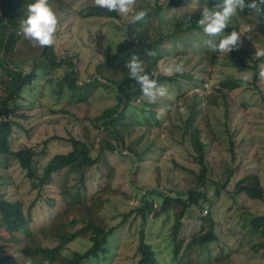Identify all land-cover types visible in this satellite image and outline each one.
<instances>
[{
	"label": "rangeland",
	"instance_id": "rangeland-1",
	"mask_svg": "<svg viewBox=\"0 0 264 264\" xmlns=\"http://www.w3.org/2000/svg\"><path fill=\"white\" fill-rule=\"evenodd\" d=\"M166 1L158 0L160 4ZM2 2L0 0V5ZM34 2L21 0L8 11L7 18L14 22L26 19L28 5ZM50 3L60 20L53 44L55 51L59 50V56L78 53L75 58L79 79L77 85L82 83L83 86L82 89H74L68 83V90L69 87L73 90L69 93L57 89L56 82L61 81L59 77L64 71L58 69L53 76L40 73L31 85L32 89L30 86L24 89L23 96L18 99L20 113L25 116L17 118L19 125H14L7 153L0 152V196L21 204L25 215L29 216L27 228L32 235L26 239L28 229L26 232H8L0 211V255L9 256L14 264H37L32 263V259L42 258L34 247H50L40 228H47L56 214L64 212L60 223L71 218L78 220L67 224L66 227L72 231L82 228L83 219H90L95 225L115 227L114 236L107 245L108 250L83 264H137L140 219L131 222L132 213L124 224L120 225V221L124 214L140 205L141 194L146 191L143 188L150 189L145 187L147 185L155 187L157 178L160 185L169 188L186 191L197 187L194 173L200 167L195 162L192 145L187 136L181 138V130L175 127L194 114L204 144L208 180L198 186L203 197L199 198L198 204H192L187 209L175 228L177 232L174 226L179 206L150 217L145 224L144 240L154 252L155 264H264L263 237L260 233H253L248 223L252 217L264 215V198L249 196L238 186L239 180L254 175L259 178L264 197V77L260 75L264 62L258 63L255 81L254 71L250 68V59L259 57L255 56L256 51H264V37L250 34L246 21L239 18L240 26L236 31L244 35L239 50L229 54L218 53L214 64L207 66L205 62L206 65L202 67L197 63L199 50H193L197 46L195 48L193 44L188 48V56L180 53L185 48L177 40L165 39L158 48L159 62L154 67L155 71L165 74L163 69L169 64L182 65L181 74L190 71L203 81L175 76L176 72L166 74L174 75L178 82L181 81V88L173 81H163L161 84L167 86V94L157 97L155 102H149L144 96V100L150 103L145 112H140L141 104L134 102L135 107L128 113L133 117L136 113L140 114L143 123L132 124L130 118L121 121L123 125L118 127L125 138L121 144L106 131L98 129L93 120L102 109L117 103L115 92L99 85L104 80L95 70L106 56L115 54V45L127 36L124 23L128 19L119 14L117 17L85 16L89 6L95 5L94 0H50ZM153 3L154 0H136L134 9L153 10L149 8ZM5 4L7 6L8 2ZM198 4L184 0L181 7L162 10L158 16L143 19L141 23L144 27L149 26L151 35L160 31L157 24L165 27L169 23L172 28L181 29L198 23L201 8L206 6V2ZM189 16L191 23L185 24L184 18ZM38 56V45L24 37L17 42L8 59L18 67L28 69ZM148 63L153 64V60L149 59ZM2 73L0 70V93ZM103 73L113 76L109 70L103 69ZM115 75L113 77H119L118 71H115ZM244 76L249 77L246 86L242 83ZM228 77L239 86L225 94L215 92L214 88ZM97 78L99 81L95 80ZM88 79L91 81L86 83ZM179 93H185L180 98L185 101L177 108L175 99ZM207 95L214 96L215 103L209 101ZM181 107L183 112L180 111ZM151 117H156L160 123H150L152 121H148V118ZM71 137L85 141L93 156L99 154L96 147L100 140H108L114 145L113 150L105 149L98 155L97 164L86 171L84 184H79L78 177L59 171L53 174L49 183L39 186L38 182H30L25 177V172L10 155L12 150L31 146L40 153L36 157V168L41 174L42 167L55 154L71 149ZM129 146L143 152L144 159L135 173L137 182L131 181L137 163L125 149ZM76 191H79L80 203L74 198ZM93 195L100 201L95 214L91 211ZM68 199L70 202L66 209ZM206 216L207 220H204ZM203 231H212L215 238L191 243ZM88 235L82 232L60 253L68 256L73 251L84 252L91 243ZM26 241L31 242L26 244Z\"/></svg>",
	"mask_w": 264,
	"mask_h": 264
},
{
	"label": "trees",
	"instance_id": "trees-1",
	"mask_svg": "<svg viewBox=\"0 0 264 264\" xmlns=\"http://www.w3.org/2000/svg\"><path fill=\"white\" fill-rule=\"evenodd\" d=\"M21 0H3L0 5V70L2 73L1 78V87L2 92L0 93V152L7 153L6 151L10 148V141L12 134L14 132V125L18 126V117L25 116L20 113L21 105L18 103V99L23 96V90L29 86L32 89L31 85L34 84L35 79L40 73L46 74L50 73L52 76L58 72V69H63V74L59 77L61 81L56 82L57 89H62L67 93L73 91L68 90V83L74 88H80L83 84L77 85L79 79L77 77V70L75 68L76 62L75 58L78 57V53L71 55L59 56V50L55 51L54 45L41 47L39 48L38 59L31 63L28 69H22L17 66L16 63L10 62L8 55L13 52L17 42L20 38L23 39L24 35L21 32V21H11L7 18L8 11L12 10ZM184 0H167L164 4H160L158 0H154V3L149 8L153 10H147V15L144 19L151 16L157 15L162 10H169L171 8L181 7V3ZM193 3H203L206 2V6L209 8H214L217 4L222 3V0H188ZM6 2H8L6 6ZM251 2V0H247ZM203 7V8H204ZM261 8H264V5H261ZM194 9V8H191ZM202 9V8H201ZM135 10L138 11V7H135ZM85 16H100V17H117L118 13L108 12L105 9H101L96 5H91L85 12ZM239 18H242L246 21L248 28L250 29V34L253 36H262L264 37V11L261 13H256L254 10L245 8L243 11H239L236 16L232 17L228 27L224 30V33L217 38H213L215 42H219L223 35L230 34L233 30H237L240 26ZM173 25V22H171ZM161 26V28H160ZM174 26V25H173ZM124 27L127 29L126 37L115 45L116 52L113 56H106V59L103 63H100L95 73L99 76L100 81L99 85L105 89H110L115 92L117 103L111 106H107L102 111L94 117L95 125L101 131H106V133L120 141L122 144L125 140L123 135L119 130V125H123L121 121L124 122L125 119L130 118L131 123L135 125H140L143 123L140 114L136 113L133 117L129 115L132 107H135L133 103H139L140 112H145L149 107V102L144 100V95L141 91L140 85L130 77L128 70L126 68V62L130 60L133 55H136L143 62L145 72L148 73L152 78L157 79L158 83L161 84L165 80L173 81L177 84V87L181 88L182 82H178L175 76H181L188 80L200 81L202 79L197 78V76L190 71L182 73H176L174 75H166L155 71L154 67L159 62L158 59V48L162 42L167 38H173L177 40L179 44L183 45L185 51L180 52L181 54L188 55V48H191L192 45H195V52H198V61L197 63L205 66L214 64L215 59L218 57V53L213 52L209 49L206 44V41L210 39L208 35L203 32V29L198 25V23H191L189 26H186L181 29L175 27L172 28L169 26V23L164 27L163 25L157 24V30H160L156 34H149V26L144 27V24L141 21L132 24L129 22L124 23ZM179 28V27H178ZM177 32H180L178 34ZM182 34V35H181ZM192 50V49H191ZM149 52H154L155 55H148ZM59 53V54H58ZM189 56V55H188ZM232 58V56L230 57ZM242 59V56H239ZM153 60L152 63H148V60ZM235 60V58L233 57ZM46 63L43 64V61ZM252 64L250 68L253 69L254 81L257 80L258 76V63L260 61L264 62V56H259L258 58L250 59ZM241 62V60H240ZM66 63L68 66L65 67ZM72 66L67 71V68ZM103 69L111 71L113 76L115 71H118L119 77L108 76L103 73ZM209 72V71H207ZM128 73V74H127ZM91 77V75H90ZM99 78L95 79L99 81ZM91 79H88L86 83H89ZM239 86V83L232 80L230 77L222 80L219 87L214 88L215 92L226 93L231 90H234ZM67 88V89H66ZM88 89V88H87ZM185 93H179L178 97L175 99L177 102V108L184 103ZM207 99L215 103V97L212 95H207ZM122 105L121 111H119L120 106ZM148 118L150 123H160L156 117ZM181 130V138L189 140V143L192 145L194 155L196 156L195 162L199 165V171L194 173V179L196 188H189L188 190L174 189L160 185L159 178L156 179L155 187L153 185L145 186L151 187L150 189L143 188L146 191L141 194V203L138 207H134L130 212L123 215V219L120 221V225L126 222V219L130 214L134 213V216L130 220L133 222L137 218L140 219V229H139V242L137 245V251L139 258L137 264H155V256L152 248L144 240V226L149 221L150 217H156L164 212H167L170 209H176V206H179V212L175 215V228L180 224L181 218L185 215L187 209L192 204H198L200 197H203V192L199 191L197 188L199 185L207 182L206 172L207 166L205 162L204 155V144L200 139L198 126L195 124V115L192 114L187 117L185 122L180 125L175 126ZM70 147L71 149L65 153L55 154L43 167L41 174L37 172V160L36 157L40 154L31 146H25L24 148L12 150L10 153L11 157L18 163L21 170L25 172V177H27L30 182H38L39 186H42L44 183H49L53 177V174L59 171H65L66 174L78 177L79 184H84V177L86 171L97 164L98 155L103 153L105 149L113 150L114 145L108 141H99L98 142V155L93 156L91 154V148L87 146L86 142L77 139L75 137L70 138ZM132 156V160L137 164L134 165L135 170L132 172V182H137L136 180V171L139 169L143 161V152L138 151L136 148L129 146L125 148ZM238 186L241 190H244L249 196L258 197L263 199L262 186L259 182V178L254 175H248L247 177L238 181ZM138 187V186H137ZM140 188V187H139ZM61 192V191H60ZM62 194V192H61ZM79 191L74 193V198L79 201ZM186 196V197H184ZM91 211L93 214L96 213L97 207L100 205V201L96 198L95 195L91 197ZM69 199L66 202V209L69 203ZM32 202L27 212H30V208L33 205ZM0 211L2 213V219L5 223L6 230L10 233L12 232H26L28 229L29 216L25 215L21 204L19 202H11L6 199H3L0 196ZM67 213V210H66ZM63 213H58L52 219L47 228H40V233L44 235V239H48L50 247H34L35 251L41 255L42 260L32 259V263L37 264H83L84 261L90 258H97L99 255L108 250V243L110 238L114 236L115 227L107 226L104 224L95 225L90 219H83V226L78 231L69 230L66 226L68 223H75L77 219H70L60 223ZM67 216V214H66ZM207 220V216L204 218ZM250 230L253 233H260L263 237L261 244L264 246V215L254 216L249 220ZM49 234L47 236L46 231ZM82 232L89 233L88 239L91 242L88 248L84 252L73 251L70 255H62L60 252L63 250L66 244L73 241L75 238L82 235ZM175 232H177L175 230ZM175 232L173 233L175 235ZM32 235L28 229L26 239ZM215 235L212 231L202 232V235L193 240L191 243L198 242H207L213 240ZM31 241H26L28 244ZM189 243L190 245H193ZM189 245V246H190ZM31 260V259H30ZM29 260V261H30ZM0 264H14V261L10 259L9 256L0 255Z\"/></svg>",
	"mask_w": 264,
	"mask_h": 264
},
{
	"label": "clouds",
	"instance_id": "clouds-1",
	"mask_svg": "<svg viewBox=\"0 0 264 264\" xmlns=\"http://www.w3.org/2000/svg\"><path fill=\"white\" fill-rule=\"evenodd\" d=\"M94 3L101 9L116 12L126 17L128 22L132 24L143 20L147 15L145 10L136 11L134 9L136 0H94ZM261 5H264V0H251L250 3L247 0H222V3L217 4L214 8H202L198 25L206 35L215 37L224 33L231 18L236 16L239 11L248 8L256 13H261L264 11ZM191 20L190 16L186 17L184 23L190 24ZM59 22V16L50 0H35L34 3L28 5L27 18L21 21V32L26 39L35 45L52 46L56 42ZM243 36L240 31L233 30L230 34L223 35L218 43L209 39L206 44L213 52L229 54L233 50H239L243 43ZM148 55H155V53L149 52ZM255 56H264V51L257 50ZM125 66L130 77L140 85L143 95L148 98L149 102H155L157 97H163L167 94V86L159 84L157 79L145 72L143 62L138 56L133 55ZM182 70V65L169 64L163 69V72L172 74L173 72L180 73ZM260 75L264 77V70L261 71ZM248 79V76L243 77V86L247 85ZM183 110L181 107L180 111L183 112Z\"/></svg>",
	"mask_w": 264,
	"mask_h": 264
},
{
	"label": "water",
	"instance_id": "water-1",
	"mask_svg": "<svg viewBox=\"0 0 264 264\" xmlns=\"http://www.w3.org/2000/svg\"><path fill=\"white\" fill-rule=\"evenodd\" d=\"M121 107H122V105H121Z\"/></svg>",
	"mask_w": 264,
	"mask_h": 264
}]
</instances>
